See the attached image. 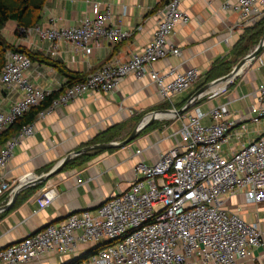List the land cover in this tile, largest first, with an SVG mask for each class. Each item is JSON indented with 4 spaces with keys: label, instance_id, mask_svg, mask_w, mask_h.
<instances>
[{
    "label": "built area",
    "instance_id": "1",
    "mask_svg": "<svg viewBox=\"0 0 264 264\" xmlns=\"http://www.w3.org/2000/svg\"><path fill=\"white\" fill-rule=\"evenodd\" d=\"M180 3L167 0L158 9L155 30L142 49L126 60L103 64L80 81L67 83L37 116H45L88 91L114 90L125 76L148 77L165 100L193 85L199 78L196 68L160 73L150 67L168 54H181L170 40L175 27L190 20ZM222 9L237 12L246 25L262 19L264 0L227 1ZM90 11L93 17L85 15L75 25H57L52 18L46 26L37 23L20 27L18 32L50 42L52 54L59 42L88 54L101 39L115 44L130 36L129 31L114 23L109 6L101 8L94 2ZM121 13L127 15L125 5ZM256 58L263 63L262 58ZM31 63L26 53L7 48L0 84L19 91L20 96L9 109L0 111V135L52 94L28 81L26 72ZM227 86L200 99L211 98ZM256 90L257 100L250 106L249 120L258 124L264 119V85ZM197 102L182 115V126L175 132L179 143L162 152L153 164L138 160L133 168L135 179L127 190L106 198L93 210L71 212L11 242L0 249V264H22L48 254L74 253L79 245H88L91 251L88 259L78 264H243L245 259L253 258V250L264 247L261 229L237 211L225 208L224 203L238 193L248 204L264 202V132L224 155L223 145L229 143V130L236 121L228 119L226 104L204 111L195 105ZM205 118L210 122L205 123ZM33 128L32 122L23 124L3 142L0 174L13 156L15 145L32 136ZM140 152L137 149L135 154ZM8 188L9 181L0 175V195ZM39 194L40 209L55 197L52 189H43Z\"/></svg>",
    "mask_w": 264,
    "mask_h": 264
},
{
    "label": "crops",
    "instance_id": "2",
    "mask_svg": "<svg viewBox=\"0 0 264 264\" xmlns=\"http://www.w3.org/2000/svg\"><path fill=\"white\" fill-rule=\"evenodd\" d=\"M166 1L46 0L38 22L41 26H46L52 18L57 25H75L85 15L94 16L90 9L96 2L101 8L109 6L114 23L131 33L115 44L101 39L88 54L75 51L64 42L57 43L52 54L50 42L34 34H19L13 20H8L0 33L9 44L30 53L32 65L26 72L28 81L37 88L61 91L68 82L61 68L83 78L105 63L126 60L135 50L142 49L150 41L158 19L157 11ZM227 1L235 0H181L180 9L189 14L190 20L177 25L170 37L181 54H168L150 67L160 73L196 68L198 80L183 92L165 100L148 77L125 76L114 90L88 91L66 105L55 107L51 113L34 118V134L15 145L13 156L0 174L9 181L8 190L0 195V207L11 201L15 187L23 186L9 207L0 209V249L71 212L93 210L106 198L121 194L134 181L133 168L138 160L153 164L162 152L179 143L175 132L182 126L183 113L176 116L170 113L168 117H160L164 114L160 113L128 144L74 154L59 171L37 182L40 175L49 173L73 151L104 142H120L148 113L178 110L200 86L227 74L239 58L258 43L257 40L247 45L241 56L234 51L246 29L256 22L244 25L237 12L223 10L222 5ZM122 5L127 7L125 16L121 13ZM258 56L263 63L256 58L224 90L211 98H201L195 104L204 111L211 106L227 105L228 119H234L236 125L229 130V143L223 145L224 155L232 148L237 150L242 144L256 140L264 132V119L260 121L262 127H258L260 122L249 120L250 106L257 100L256 89L264 85V48ZM19 96V91L0 84V111L9 109ZM204 122L210 120L205 118ZM251 125L256 126L253 132ZM2 144L0 140V147ZM137 149L141 152L136 155ZM43 189H52L55 197L40 209L37 197ZM224 205L230 211H237L247 222L256 223L264 236V202L248 204L243 194L238 193L227 197ZM90 251V246L79 245L74 253L48 254L43 259L22 264H70L75 260L80 263L88 259ZM253 252V258L245 259L243 264H264V247Z\"/></svg>",
    "mask_w": 264,
    "mask_h": 264
},
{
    "label": "trees",
    "instance_id": "3",
    "mask_svg": "<svg viewBox=\"0 0 264 264\" xmlns=\"http://www.w3.org/2000/svg\"><path fill=\"white\" fill-rule=\"evenodd\" d=\"M46 0H0V29L8 20H13L17 23L18 29L20 27H32L36 25L41 19L40 12L45 4ZM17 29V30H18ZM264 33V16L262 19L248 27L244 34L237 42L234 51L241 56L246 50L247 45L250 43H255ZM8 49L14 51L24 52L29 57L30 53L24 48L14 47L9 44L5 38L2 37L0 33V71L3 67L5 52ZM65 76L68 78V84L76 81L82 80L77 74H72L60 69ZM213 78V76H211ZM60 91H54L52 94L42 101L37 107L31 108L26 112L21 118L16 120L13 124L7 127L6 131L0 135V140L5 142L8 137L15 134L23 124L30 123L38 115V111L47 107L52 100L57 96ZM79 260H75L70 264H78Z\"/></svg>",
    "mask_w": 264,
    "mask_h": 264
},
{
    "label": "water",
    "instance_id": "4",
    "mask_svg": "<svg viewBox=\"0 0 264 264\" xmlns=\"http://www.w3.org/2000/svg\"><path fill=\"white\" fill-rule=\"evenodd\" d=\"M264 48V33L263 35L259 38L258 43L254 46V48L252 50H250L249 52H247L246 55L242 56L241 58H239V60L232 66L231 70L220 77L215 78V80H212L210 82H207L205 84H203L202 86L199 87V89H197L195 91V93L188 99V101L185 103V105L183 107H181L178 110L175 109H166V110H155L152 111L151 113H148L147 116L143 117L139 122H137L136 127L131 131V133L124 139L120 140V142L118 141H112V142H104L103 144H96V145H91L88 146L86 148H81L79 150L73 151L72 153L66 155L65 157H63L60 162L56 165V167H54L49 173L47 174H42L40 175V177H38L37 182H40L41 180H46L47 178H49L50 175L55 174L57 171H59L64 164H66L69 159L72 157V155L74 154H78V153H82L84 151H88V149H94V148H111V147H120V146H124L126 144H128L129 142H131L132 140H134L136 138V136L139 134V132L146 127V125L152 121L153 118H155L156 115L158 114H168L171 113L173 115H178V114H182L184 113V111L189 108L193 103L197 102L200 97L210 93V88L215 86V84L217 83H221V82H226L225 85H228L229 83L232 82V80L234 78H236L238 76V74H240V72H242L243 70H245L247 68V66H249L255 59L256 57L259 55V53L263 50ZM23 186H17L13 189V197L11 198V201L13 200V198L16 196V193L22 189ZM7 205H4L2 207H0V209H5L8 208L10 205V202Z\"/></svg>",
    "mask_w": 264,
    "mask_h": 264
},
{
    "label": "bare ground",
    "instance_id": "5",
    "mask_svg": "<svg viewBox=\"0 0 264 264\" xmlns=\"http://www.w3.org/2000/svg\"><path fill=\"white\" fill-rule=\"evenodd\" d=\"M225 83H226V82H221V83H217V84H215V86H213V87L210 88V91L220 90L221 88H223V86L225 85ZM168 115H170V113H168V114H163V115H161L160 117H162V116H166V117H168Z\"/></svg>",
    "mask_w": 264,
    "mask_h": 264
},
{
    "label": "rangeland",
    "instance_id": "6",
    "mask_svg": "<svg viewBox=\"0 0 264 264\" xmlns=\"http://www.w3.org/2000/svg\"><path fill=\"white\" fill-rule=\"evenodd\" d=\"M17 32H18V30H17ZM8 37H9V35H8ZM258 40H259V39H258ZM257 42H258V41H257ZM205 107H206V106H203V108H205ZM255 125H256V124H255ZM255 125H253V126L251 125V126H250V130H251L252 132L256 129V126H255ZM259 125H260V126H258V127H262L263 123L260 122ZM13 135H14V134H13ZM13 135H11V136H13ZM11 136H10V137H11ZM8 138H9V137H8ZM8 138H7V139H8Z\"/></svg>",
    "mask_w": 264,
    "mask_h": 264
}]
</instances>
